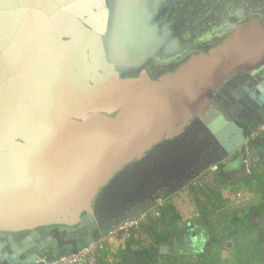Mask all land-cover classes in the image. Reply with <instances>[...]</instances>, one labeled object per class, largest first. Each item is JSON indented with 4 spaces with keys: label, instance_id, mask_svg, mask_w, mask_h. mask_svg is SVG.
Here are the masks:
<instances>
[{
    "label": "water",
    "instance_id": "95a60500",
    "mask_svg": "<svg viewBox=\"0 0 264 264\" xmlns=\"http://www.w3.org/2000/svg\"><path fill=\"white\" fill-rule=\"evenodd\" d=\"M105 1L0 0V45L7 48L0 59L15 64L7 72L0 62V81L21 79L41 106L35 114L31 100L32 106L21 98L6 105L0 97V264H43L100 241L241 152L264 125L263 5L257 19L240 10L228 14L227 30L213 33L204 49L198 46L202 52L189 51L178 69L149 80L146 72L126 78L149 59L172 55L174 47L159 32L165 21L154 15L168 14L170 35L180 19L174 0H107V34L94 15ZM26 12L33 18L17 32ZM103 43L133 69L106 64ZM99 53L117 87L109 92L94 81L91 91L88 83L89 93H104L88 106L94 113L41 110L72 85L74 65L94 70L88 59L94 62ZM94 74L101 77L97 69ZM45 76L58 79L45 84Z\"/></svg>",
    "mask_w": 264,
    "mask_h": 264
},
{
    "label": "flooded vegetation",
    "instance_id": "af4514ba",
    "mask_svg": "<svg viewBox=\"0 0 264 264\" xmlns=\"http://www.w3.org/2000/svg\"><path fill=\"white\" fill-rule=\"evenodd\" d=\"M162 1L163 0H161V2ZM104 4H103L104 6H102L100 9L94 7V11H95L94 15H97L95 17H97L96 19L98 21V24L100 25L99 29L104 30L105 33L107 34L109 32V26L111 22V13L108 11L104 12L105 10L109 9L107 0L105 1ZM262 5L264 8V0H177V1L174 0L172 6L173 9L178 10L180 19L174 22L175 27L173 26L172 28H170L171 29L170 35H168L167 28H164L166 27L167 23L170 21V18H168L169 17L168 14L166 12L165 13L160 12L159 14L154 15V17L155 16L159 17L160 20L165 21L162 22L164 27H162L161 25L159 32L160 34H163V36L164 35L165 37L167 36V41L171 42V47L172 46L174 47V49H172V55L170 57H167L165 55L162 56L159 55L156 58L149 59L142 66V70L138 75L133 74L127 76L126 79L139 78L141 77L142 72H146L147 79L155 80V79H160V77H162L166 73L175 71L180 67L182 61L181 58H184V54L194 50L195 51L193 52V54L202 52V49H197L198 46H202V48L204 49L209 44V42H211L213 33L217 32L216 34H220L221 32H225L227 30L228 20L231 19V17H229L228 14L234 15L236 13L235 10H240L242 11V15L243 14L246 15L248 13L251 14L254 13V18L257 19L258 16L255 15V14H259L257 8L262 7ZM165 7L168 6L165 5ZM177 15H178L177 13H172V17H177ZM151 17H153V15H151ZM29 18H33L30 12L21 14L17 22V29H16L17 32L20 31L25 21ZM203 18L205 19L202 20ZM184 19H186V21ZM81 20L82 22H84L85 20H87V18ZM40 26L39 28L44 27L45 22H43V24ZM102 37H105V35H102ZM165 37L162 38L163 44H166ZM65 38L64 40L70 39V37H67L66 39ZM174 42L175 44H173ZM106 45L107 44L103 43V47H102L103 50L101 51L103 55L107 58L106 64L112 66V68H115V66L121 67L123 68L122 70L125 69L124 71L126 73L133 69V67L125 66V64L122 63L124 62L123 59H121L119 56L118 58H120V60L114 56L113 50H111L112 49L111 44H108L109 46L107 47ZM184 46L186 47V49H184L185 48ZM6 49L7 48L5 47L4 44L0 45V58L3 52L6 51ZM90 52H91V48L88 50V54ZM88 60L89 63L94 68V70L97 69L99 71L101 77L95 75L93 69H91V71H88V69L83 65L79 67H75L74 65V72L72 73V75H69L72 76L71 78L72 85H67L66 88L68 89L65 90V94L63 95L56 94L53 97V102L46 104L48 106H45L46 108H44L43 106L41 110L45 112L47 111V113L50 112V114L51 113L53 114V112H51L52 110L54 111L56 110V113L58 112L61 115H89L94 113V110L96 109L94 110L89 109L88 106L91 105V107L94 108L96 106L94 102L97 100L102 101L100 98H102L104 93H101L100 97L97 98L95 94H91L88 92L89 91L87 88L88 83L93 87L90 88L91 91H95L96 89H94V87H96L97 85L100 86L102 85V83L103 85L104 84L108 85V88L110 89V90L108 89L109 92H113L114 91L113 89L117 86H116V81L113 78L114 76H112L113 71L106 70L107 74H105L104 69H108V68L104 65V62L101 61L100 53L98 55V58L94 59V62H92L91 59ZM113 61H115L117 64ZM0 62L3 69H5V71L7 72H10L8 70L9 65L12 68L15 67L13 59H7V60L0 59ZM62 64H59L57 69H59L63 73L64 66H62ZM122 64L124 65V67ZM16 68H18V66ZM53 70H56V68H53L52 71ZM116 71L118 72L119 70L114 69V72ZM19 75L23 77L22 72H20ZM15 78L16 77L13 76L4 77L2 81H0V89H3L1 90L0 97L4 99L3 101L5 100L7 101L6 105H13L17 103L19 98H21L27 105L32 106L30 103L31 100L35 106L32 107L31 111L33 113L35 112L36 114L38 110H40L41 108L38 94L34 93L33 95H30L26 87L27 85L23 84L24 82H22L21 79L18 80L17 78L16 79ZM56 79L58 78L45 76L44 82L45 84L48 82H50L49 84H53L56 81ZM94 81L97 82V85L93 83ZM231 95H232L231 91H227V95L224 97L229 98ZM58 96L59 98H57ZM119 98H120L119 92L117 91V93L115 92V99L118 100ZM90 100L92 101V104ZM1 105H2L1 107L2 110L7 111L9 109L8 106L3 104V102ZM98 112L100 114L102 113L112 116L115 115V112L109 114L108 111H105L104 109H100L98 110ZM51 126L55 127V125H51Z\"/></svg>",
    "mask_w": 264,
    "mask_h": 264
},
{
    "label": "trees",
    "instance_id": "16d2710c",
    "mask_svg": "<svg viewBox=\"0 0 264 264\" xmlns=\"http://www.w3.org/2000/svg\"><path fill=\"white\" fill-rule=\"evenodd\" d=\"M261 138L262 143L253 142L255 151L261 149L260 146L264 144V137ZM239 156L240 154L220 163L217 167L222 168L226 164L236 161ZM241 181L247 186H251L253 182L256 183L258 192L262 196V202L259 206L251 208L242 215L227 211L229 202L220 191L221 182L217 180L214 172L206 171L195 182L187 185L199 210L197 217L190 220L185 219L187 216L181 215V211L168 202V199L173 196L170 195L164 199L166 203L162 204L159 212L153 209L147 211L145 217L139 222L138 229L128 230L124 250L112 254L108 245L103 243V247L99 249L97 254V264H207L206 261L210 258L208 256L211 252L208 251L207 253L200 248L183 253V248L180 245L178 248L183 253L181 256H178L173 250L171 254H162L160 249L163 246L172 247L178 242L180 243L186 230L198 232L203 245L209 244L212 248V246L219 245L225 238L229 239L231 234L228 233V230L234 226L238 228L242 221L250 218L253 212L262 214L264 212V163H260L259 160L255 162L250 175H246ZM183 213L185 214V212ZM223 226L227 233L222 236L220 229ZM246 239L247 244H249L247 250L238 252L237 259L234 260L233 264H264L263 257L257 250L261 239L249 237V235ZM238 240L240 239L234 240L235 242L231 239L227 240L229 241L228 247L238 246L237 248H240ZM213 249L214 254L216 250ZM214 257L219 260L221 254L216 253ZM218 262L214 260L212 264H218Z\"/></svg>",
    "mask_w": 264,
    "mask_h": 264
},
{
    "label": "crops",
    "instance_id": "0c3cea01",
    "mask_svg": "<svg viewBox=\"0 0 264 264\" xmlns=\"http://www.w3.org/2000/svg\"><path fill=\"white\" fill-rule=\"evenodd\" d=\"M261 145V144H260ZM261 149H258V154L260 157L264 159V144L260 146ZM254 148V147H253ZM245 153V151H244ZM256 153V152H255ZM245 158H241L240 156L237 158L236 161H233L232 163H228L225 166L216 167L214 169L215 176L217 180L221 182L220 191L224 198H226L230 203L233 205H237L238 209L236 212L240 213L241 215L244 212H248L251 208L257 207L262 202V196L258 192L256 183H252L251 186H247L244 182H242V178L246 175H250L251 170L247 169V165L245 166ZM235 211V210H234ZM239 229L242 230L241 233H246L249 229L252 230V237L256 239H261V242L258 247L259 253H261L263 260H264V212L262 214H259L257 212H253L250 215V218L246 221H242V224L239 225ZM241 239L239 236L238 240L240 243L244 242V240L247 241L246 237ZM235 240V239H231ZM237 240V239H236ZM125 236H113L108 235L106 237V242L109 246V250L112 254H117L120 252V250L125 249ZM181 242V248L182 252H190L196 248H198L199 245V233L195 231H187L184 234V239L180 241ZM167 248L166 252L162 254H171L172 250L176 251V254L178 256L183 255L181 251L178 248V244L171 246H165ZM229 248V247H228ZM207 249H210V245L208 244V247L205 249H202L206 252ZM226 252H230L229 250ZM235 255V253H233ZM222 255V254H221ZM236 256V255H235ZM209 258V257H208ZM235 260V257H234Z\"/></svg>",
    "mask_w": 264,
    "mask_h": 264
},
{
    "label": "rangeland",
    "instance_id": "374dc122",
    "mask_svg": "<svg viewBox=\"0 0 264 264\" xmlns=\"http://www.w3.org/2000/svg\"><path fill=\"white\" fill-rule=\"evenodd\" d=\"M262 127V126H261ZM260 127V128H261ZM261 137H264V131L262 130V129H259L258 131H257V133H254V134H252V135H250V136H248L247 137V142H246V144H245V146L241 149V152H238L236 155H234V156H232V157H235V156H237V155H239V153H242V152H247V150L249 149V148H252V150H253V155H251L252 157L249 159V161L247 162L246 160H245V166L247 165V169L249 170H251V168L253 167V166H255V162H257L258 160H259V162L260 163H264V159L262 158V157H260L259 156V154H258V152H257V150L255 151V148H253L254 146H255V144L253 143V142H257V141H259V143H262V138ZM256 152V153H255ZM252 154V153H251ZM231 157V158H232ZM230 158V159H231ZM237 158V157H236ZM229 159V160H230ZM228 161V160H227ZM226 162V161H225ZM247 162V163H246ZM224 163V162H223ZM217 166H214V167H212L209 171H212V172H214V169L216 168ZM216 170V169H215ZM209 171H207V172H209ZM206 172V171H205ZM205 172H203L202 174H201V176L205 173ZM200 176V177H201ZM199 178V177H198ZM197 178V179H198ZM197 179H195L193 182H195ZM188 185V184H187ZM187 185L186 186H184L183 188H181V189H179V190H177L174 194H172L173 196H171L169 199H168V202L170 203V204H172V205H174L179 211H181V215L183 214L184 215V217L185 216H187L185 219H187V220H190V219H192V218H194V217H197L198 216V214H199V210H198V208H197V206H196V203H195V199H194V197H193V195H192V193H191V191L187 188ZM165 199V198H164ZM164 199H162L163 200V202H162V204H164V203H166L165 202V200ZM162 204H159V205H156L155 204V206L152 208L154 211H156V212H159V208L162 206ZM238 206L237 205H233L232 203H230V205L228 206V208H227V211H230L232 214H234V213H238V212H236V210L238 209L237 208ZM151 209V210H152ZM235 210V211H234ZM150 211V210H149ZM185 212V214L183 213V212ZM184 219V218H183ZM184 219V220H185ZM138 227H139V223H138ZM138 227L136 228V229H138ZM237 226H234V227H232V228H230L229 230H228V233H230L231 234V237L229 238V239H239L238 238V236L242 239L243 238V234L244 233H241L242 232V230L241 229H239V228H236ZM133 229H135V228H133ZM130 230V229H129ZM187 231H195V230H186L185 232H187ZM185 232H184V234H185ZM196 232V231H195ZM220 232L222 233V236L223 235H225L226 233H227V231L226 230H224V226L223 227H221V229H220ZM114 233H116V234H118L117 236H122V235H124L125 236V239L127 238V235H128V232H123L120 228L117 230V231H114ZM124 233V234H123ZM112 234V233H111ZM184 234H183V239H184ZM249 235V237H251L253 234H252V230L251 229H249L245 234H244V237H247ZM114 236H116V235H114ZM228 238H225V240L224 241H221L220 243H219V245H215L214 247L212 246V248H211V245H210V249H207L206 250V252L208 253V251H209V253L211 252V254L208 256V257H210L209 259H207V264H212L213 263V261L215 260V262L217 261H219L218 262V264H233V262H234V257H235V259H237V253L238 252H242V251H246L247 250V245L249 246V244H247V241L246 240H244V242L243 243H239V247L240 248H237L236 246H234L233 248H228V246H229V241H227V240H229ZM104 243H107L106 242V237L104 238ZM201 241V239L199 238V245H198V248H200V249H205L206 247H208V244H205V245H203V243H202V241ZM231 241H233V242H235L234 240H231ZM126 242V241H125ZM180 244H181V242L179 243L178 242V246H180ZM108 245V244H107ZM203 245V246H202ZM125 247H126V244H125ZM108 248H109V246H108ZM215 249L216 251H215V253L214 254H216V253H218V254H222L221 255V259H217V257H214V254H213V251H212V249ZM213 249V250H214ZM230 251V252H226V251ZM121 251V250H120ZM70 253V252H69ZM233 253H235V255L233 254ZM212 258H216V259H212Z\"/></svg>",
    "mask_w": 264,
    "mask_h": 264
},
{
    "label": "built area",
    "instance_id": "2783aa9c",
    "mask_svg": "<svg viewBox=\"0 0 264 264\" xmlns=\"http://www.w3.org/2000/svg\"><path fill=\"white\" fill-rule=\"evenodd\" d=\"M260 129H262L264 131V125ZM245 154H246V161L248 162L249 159L252 157L251 155H253L252 148H249L247 150V152H245ZM162 202H163V200L161 199V200L156 202V205L162 204ZM146 213L147 212H145L144 214L138 215L134 219L125 221L121 225L120 229L125 233V232H128L129 229L137 228L138 223L145 217ZM115 231H117V230H115ZM110 234L113 236L118 235V234L114 233V231L110 232L108 235H110ZM107 236H105V237H107ZM104 238H102L98 242H95V243L87 246L86 248H78L76 253L70 252V253L62 256L59 259H55V260L50 261V262H43V264H97V254H98L99 249H101L103 247Z\"/></svg>",
    "mask_w": 264,
    "mask_h": 264
}]
</instances>
